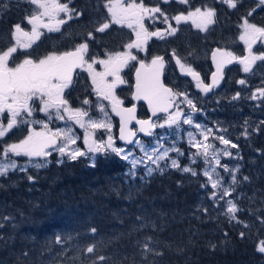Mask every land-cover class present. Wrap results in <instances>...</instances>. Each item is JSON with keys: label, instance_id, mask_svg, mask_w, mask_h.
<instances>
[{"label": "snow or ice", "instance_id": "snow-or-ice-1", "mask_svg": "<svg viewBox=\"0 0 264 264\" xmlns=\"http://www.w3.org/2000/svg\"><path fill=\"white\" fill-rule=\"evenodd\" d=\"M23 2L33 5L35 10L25 15L22 21L11 26L9 29V44L0 48V141L21 124L28 125V134L18 142L4 145L2 151L5 159L0 160V176L7 175L9 169L16 170L19 167L17 162L10 157H28L31 166L42 168L47 165V161L33 162L32 158L48 157L51 155L50 150L58 151L61 157L66 156L72 161L80 156H85L87 153L79 148L72 147L76 144V139L71 134V127L58 128L52 131L49 129V123L53 120L65 121L66 118L67 121H71L81 128L105 129L110 132L112 125L106 120L108 114L105 111V105L102 103V101H108L112 111L120 116V140L125 141L126 144L138 146L144 155L136 156L123 147H115L111 135L107 137L106 141L97 142L93 140L91 144L86 136L84 143L88 147V152L94 155L96 153L107 155L109 151L115 153L116 156L131 164L132 168L126 175L135 177L137 166L144 165L145 176L150 177L156 171L163 172L164 168L161 166V161L169 160L171 151H176L178 156H182L184 153L180 152L175 145L171 148H165L162 141L167 139L166 135L160 136L154 146L148 147L142 145L139 140L130 139L136 133L128 129V123L135 119L136 123L140 125L139 131L148 136L154 135L152 130L156 127L164 128L167 125L171 128L173 125H178L180 121L183 124L192 125L199 131L203 139H197L192 132L188 133L190 147L196 149L190 156V160L191 163L195 164L198 158H202L205 167L202 173H198L191 166L181 168L178 159L171 160V167L183 173H190L192 176L202 174L207 182L202 183L200 186L202 189L211 188L207 199L212 202L214 208L219 210V214L226 216L230 222L235 221L237 224H243L245 228L250 227L248 223L240 220L237 215L241 209L236 201L242 198V194L234 196V193H237V185L241 183L237 179L239 166L230 167L228 164L221 163V155L234 159L240 157L233 156V153L227 148L217 149L214 144L208 142L209 136L211 135L213 139H218L220 144L230 146V148H238V145L231 142L224 135H216L213 129H206L201 124L194 122L192 114L197 111L194 101L188 97L187 93L174 91L165 87L160 81V72L165 65L163 57L154 56L151 63L146 64L143 60H138V55L132 51L135 49L136 53L146 52V46L153 37L164 40L169 36H175L182 22L191 21L199 31H208L209 26L216 23L217 13L215 8L210 6L193 8L190 0H176L179 4L187 5L188 10L169 16L159 3L150 7L144 3V0H104L103 7L107 12V18L99 22L93 31L87 33L86 40L63 52H49L40 57H33L29 50L44 34L41 31L42 29L49 33L61 32V25L67 23V20L61 17V13L68 20L73 17L78 18L83 13L70 9L69 5L62 3L61 0H23ZM161 2L167 4L170 0H161ZM219 2L229 9H235L238 6V0H219ZM259 3L264 5V0H259ZM9 10L10 4L6 3L5 0H0V17ZM253 11L255 10L249 11L246 16L242 17V23L239 25L242 30L239 39L247 46L248 55L238 57L225 49H214L212 59L216 65V71L212 73L210 84H205L199 73L178 56L175 49L172 50L171 56L180 68L181 73L191 76L196 81V87L202 92L210 93L220 84L225 62L230 64L237 61L243 66L242 71L244 73L252 72L257 61L264 62V52L256 54L252 49V46L257 42L264 43V25H257L248 19L252 16ZM171 21H175L176 26H173ZM146 22L148 24L161 22L166 27L150 31L149 27L146 26ZM113 24L131 29L135 38L125 43L122 51L106 52V58L90 56L89 41L95 39L94 33H104ZM28 26H30V31L27 30ZM22 52L24 53L23 59L17 60ZM132 61H138L139 63L135 73L136 83L133 99L146 101L153 117L157 116V113H165L166 119L163 123H157L151 118L148 120L136 119L134 115L135 105L131 108H123V102L115 95L117 85L126 83L121 76V72ZM95 65H99L103 70L98 71ZM77 69L88 73L92 93L98 100L96 108L104 114L105 119L91 118L90 109L93 105L88 96L82 99L80 107H73L67 98L77 82L79 76ZM237 83L246 85L244 79L237 81ZM180 97H183L187 102L188 108L191 109L190 112H185L181 108ZM239 98V92L232 97L233 100ZM250 99L264 100V87L254 91ZM170 108L176 110L169 111ZM37 111L43 113L47 120L31 119ZM5 119L6 123H4ZM34 124H40L47 131H36L32 127ZM258 130L257 128L256 131ZM216 131L221 130L217 129ZM243 135L245 138L249 135L247 127H245ZM150 164H154L156 167L153 168L149 166ZM220 168L227 175H222L218 171ZM20 170L26 171V168H20ZM28 179L31 181L33 177L29 175ZM141 179H144V177H141ZM243 181L250 182V177L244 176ZM201 209L207 215L208 208L198 206L197 211ZM257 219L261 225H264V217L257 216ZM137 220H142V217H137ZM143 227L144 225H141L138 231L143 230ZM152 228L155 231L157 226L153 224ZM90 231L94 235L97 230L92 228ZM224 235L226 237L227 233L225 232ZM245 235L243 231L239 233L241 239H244ZM56 240L57 243H61L59 236ZM137 243L143 259H146L149 253L156 257L164 255L163 251L157 250L153 246L158 242L152 236H146L142 244L139 241ZM210 248L214 251L216 245L211 244ZM255 250L264 255V238L256 241ZM85 251L87 254H93L96 251V245L87 246ZM23 255L27 256V253ZM108 259L106 256L98 257L100 262ZM93 264H97V261H93ZM114 264H124V261L116 260Z\"/></svg>", "mask_w": 264, "mask_h": 264}, {"label": "trees", "instance_id": "trees-1", "mask_svg": "<svg viewBox=\"0 0 264 264\" xmlns=\"http://www.w3.org/2000/svg\"><path fill=\"white\" fill-rule=\"evenodd\" d=\"M84 1L94 6L81 10L98 26L102 22L99 17H105L101 8L104 0ZM214 1L190 0V4L193 8L214 7L224 30L234 26L243 11H234L223 3L216 5ZM144 3L150 7L159 3L169 16L184 10L174 0L169 4L161 0ZM16 15L14 9L13 16ZM113 31L118 29L111 28L106 33ZM126 33L129 40L131 31L127 29ZM214 39L216 46L223 47L225 41ZM176 42L182 48L192 46L188 34ZM167 47L168 44H160L157 53L163 54L161 51ZM148 53L156 52L150 48ZM258 112L264 116V101ZM261 128V134L246 148L251 150L245 154L249 166L239 165L237 179L241 183L234 193L242 194L236 201L241 209L237 215L250 227L230 222L219 214L207 199L211 188L200 186L207 182L202 174L183 173L171 168L167 160L161 161L162 173L156 171L148 177L143 167L137 166L133 177L126 175L132 166L108 152L98 155L93 165L87 158L79 157L30 168L22 175H8L0 180V264H114L116 260H123L124 264H264V255L255 250L256 241L264 238V225L257 219L264 217V125ZM183 153L177 158L181 168L189 164L188 154ZM189 166L202 173L200 158ZM29 175L33 180L29 181ZM244 176L250 177V182H244ZM198 206L207 207V215L202 209L197 211ZM153 224L157 226L155 231ZM141 225L143 230L138 231ZM92 228L97 230L94 235ZM242 231L246 234L244 239L239 236ZM58 236L61 243H57ZM146 236L158 242L153 246L163 251V256L149 253L146 259L141 257L137 242L142 244ZM91 244L96 245V251L87 254L85 250ZM211 244L216 245L214 251ZM99 256L109 259L100 262Z\"/></svg>", "mask_w": 264, "mask_h": 264}, {"label": "flooded vegetation", "instance_id": "flooded-vegetation-1", "mask_svg": "<svg viewBox=\"0 0 264 264\" xmlns=\"http://www.w3.org/2000/svg\"><path fill=\"white\" fill-rule=\"evenodd\" d=\"M249 1L250 2L246 4L241 0H238L237 8L232 10H240L243 11V13L240 14L238 22L234 26H228L226 30H224L218 23L217 15L216 23L209 26V29L206 32L199 31L190 23L186 24L185 22H182L179 25V31L175 36H169L164 40L153 37L149 40L148 45L146 46V52L136 53L135 49L132 50L134 54L138 55V60H143L146 64H149L154 56L159 55L163 57L165 60L162 73L163 84L174 91L187 93L188 97L194 101L197 108V111L192 114L194 122L202 124V126L206 129H213L216 135H224L231 142L238 145V148H230V146L220 144L218 139H213L211 135L209 136L208 142L214 144L217 149L227 148L233 153V156L240 157L234 159L221 155V163L228 164L230 167H236L240 164H248V156H245V154H248L251 150L248 151L246 148L252 146L254 137L261 134L262 132L261 125H264V116H262L259 112L256 113V110H259L260 104L264 100H252L250 97L254 91L264 87V62L257 61L256 65L253 66L252 72L244 73L242 71L243 66L237 61H233L230 65L223 69L220 84L212 92L204 93L196 87V81L193 80L191 76L181 73L180 68L176 65L175 60L171 56V52L173 49H175L178 56L184 59L188 65H190L197 73H199L201 80L205 84H210L212 82L213 73L210 55L213 49H225L226 51H230L238 57L248 55L246 51L247 46L239 39L242 31L239 27V25L242 23L241 18L246 16L249 11L254 9L255 11H253L252 16L248 17V19L250 22L257 25H264V5H261L259 0ZM5 2L10 4V10L7 11L5 15L0 17V48L6 47L9 44V29L11 26L14 23L22 21L25 15L34 11L31 8V4L24 3L23 0H5ZM61 2L67 3L70 9L82 12L83 15L78 18L73 17L72 19L68 20L67 17L61 13V17L66 19L67 23L61 25V32L49 33L42 29L41 31L44 32V34L36 42L33 48L29 50L33 57H40L49 52H63L69 50L76 44L86 40L87 33L94 30L96 21L94 18L87 19L88 16H85L84 12L81 10L83 7H93L94 5L92 2L84 0H61ZM174 2L177 3L176 0H174ZM103 3L104 1L101 4V8L105 12V17H99L100 21H104L107 18V12L103 7ZM214 3L218 5L220 2L219 0H216ZM180 5L184 8L183 11L186 12L188 10L186 9L187 5ZM14 9L17 11L16 16H13ZM8 13L10 16H7ZM171 23L173 26H176L175 21H171ZM149 27L151 31H155L157 28L164 29L166 25L161 22H157L155 24H149ZM111 28L118 29V31L106 33V31ZM109 29L104 33H94L95 39L89 41L90 56L106 58V52L122 51L123 45L135 38L132 31L129 29L131 31L129 34L130 39H127L126 30L128 28L125 26L113 24ZM27 30L30 31V26L27 27ZM187 34L191 36L192 46L189 45L186 47V49L182 48L180 44H177L176 40L180 41L181 38H183V36L186 37ZM214 38L218 39L216 40L218 42L225 41L223 43V47L216 46L213 43L215 40ZM204 40H208V42L205 44L202 43L201 41ZM160 44H168L167 49L161 51L163 54L157 53L160 49ZM150 48L154 49L156 52L154 55H150L148 53ZM252 49L256 54L264 52V43L257 42L252 46ZM23 57L24 53L22 52L17 57V60L23 59ZM138 64V61H132L130 62L129 66L122 70L121 76L126 81V83L117 85L115 89V95L123 102V108H131L133 105H135L136 111L134 115L136 119L147 120L149 118V114L144 104L135 102L132 98L134 73ZM95 67L98 71L103 70L99 65H95ZM77 72L79 73L77 82L75 83L70 95L67 98L73 107H80L82 99L85 96H88L92 100L93 105L90 109L91 118L105 119L104 114L99 112L96 108L98 100L97 97L92 93V87L88 73L86 71H81L80 69H77ZM241 79L246 81V85H240L237 83V81ZM237 92L240 93V98L233 100L232 97L235 96ZM102 103L105 105V111L108 114L106 120L112 125L110 132L105 129L94 130L91 128H81L79 125H76L71 121H67L66 118L65 121L53 120L49 123V129L55 131L58 128L66 129L67 127H71V134L76 139V144L72 145V147L79 148L80 150L88 148L84 143L86 136L90 141L95 140L99 142L106 141L107 137L111 135L113 137L115 147H123L126 150L138 152L136 145H125L121 143L119 138V119L114 115V112L112 111L111 105L108 101H102ZM179 103L185 112L191 111L183 97L179 98ZM175 110L176 109L174 108L172 109V111ZM31 119L46 121L47 117L43 113H39L37 111L34 113V116ZM165 119L166 115H159L152 118V120L157 123H163ZM4 123H6V119L4 120ZM180 124L181 123L178 122V125H173L171 128H169L167 125H165L164 128L156 127L155 131L153 132L154 135L148 136L146 138L138 135L139 126L135 119L131 120L127 127L136 133L133 140H139L141 144L152 145L160 136L166 135L167 139L165 140V143L171 144L173 146L175 144L174 141L177 138L180 142L175 146L181 147L182 149L180 150L183 152L186 151L190 160V155L195 149L190 147L188 142L185 140V137L189 133V127L185 126L184 124ZM32 127H34L36 131H47L43 129L40 124H34ZM245 127H247V131L249 133L247 138H245L243 135ZM257 128L259 129L258 131H256ZM217 129L221 131H216ZM86 130L90 131V134L93 136V138H89L88 134H84V131ZM27 134L28 125L26 124H21L8 133L6 137L0 141V160L5 159L2 150L6 143L18 142ZM198 139L202 140L203 138L200 136ZM50 151L51 155L48 157H33L32 161L36 162L46 160L47 165L52 163L61 164L64 161H70L66 156L61 157V154L58 151ZM85 152L88 151L86 150ZM173 153L175 155V151ZM250 156H252V153ZM10 158L14 159L19 167L16 170L9 169L7 175L0 176V180L8 175L18 176L24 174L30 168H36L29 164L28 157L20 156ZM200 162L201 165L204 166L202 159H200ZM20 168H26V171H21Z\"/></svg>", "mask_w": 264, "mask_h": 264}, {"label": "rangeland", "instance_id": "rangeland-1", "mask_svg": "<svg viewBox=\"0 0 264 264\" xmlns=\"http://www.w3.org/2000/svg\"><path fill=\"white\" fill-rule=\"evenodd\" d=\"M31 8L33 9V10H35V8H34V6L33 5H31ZM187 23H190V24H192V22L191 21H188V22H186V24ZM193 25V24H192ZM121 26V25H120ZM146 26L147 27H149V24L148 23H146ZM126 27V26H125ZM129 29V28H128ZM131 30V29H130ZM149 30H150V27H149ZM132 31V30H131ZM151 31V30H150ZM181 108H182V106H181ZM183 109V108H182ZM101 119H104V118H101ZM194 119V118H193ZM180 123L181 124H183V122L182 121H180ZM196 123V122H195ZM180 124V125H181ZM185 126H188L189 127V132H192L196 137H197V139H198V137H200L201 135H200V133H199V131L198 130H196L195 128H194V126H192V125H186V124H184ZM202 125V124H201ZM84 134H88V136H89V138H93V136L90 134V131H88V130H86V131H84ZM178 136V135H177ZM202 137V136H201ZM203 138V137H202ZM185 140L188 142V145H190L189 144V135H187L186 137H185ZM156 141H157V139H156ZM156 141L152 144V145H146V144H142V145H144V146H146V147H148V146H154L155 144H156ZM170 142V141H169ZM179 140L176 138V140L174 141V145H178L179 144ZM162 143H163V146L165 147V148H171L172 147V145L171 144H166L165 143V141H162ZM176 147V146H175ZM136 148H137V150H138V152H135V151H131L132 153H134L136 156H143L144 155V153L143 152H141V150H140V148L138 147V146H136ZM87 151H88V148H85ZM82 150V151H86V150ZM126 151H129V150H126ZM196 151V149L192 152V153H194ZM110 152V151H109ZM174 151H171L170 153H169V155L171 154V153H173ZM181 152V151H180ZM85 153H87L85 156H83V157H86L88 160H89V163L91 164V165H93L94 164V162H95V160H96V158H97V155H99V154H103V153H96L95 155L94 154H92V153H90V152H85ZM192 153H191V155H192ZM190 155V156H191ZM81 157V156H80ZM178 158V153L176 152L175 153V155H173L171 158H170V160L168 161V164H169V166L171 167V160L172 159H177ZM202 159V158H201ZM188 160H189V157H188ZM203 160V159H202ZM125 162H127V163H129L128 161H126V160H124ZM130 164V163H129ZM193 163H191V160H189V164H188V166L189 165H192ZM131 165V164H130ZM138 166H142L143 167V170H144V172H145V167H144V165H138ZM149 166H151V167H153V166H156V165H154V164H150ZM204 167H205V165H204ZM204 167H202V171H203V169H204ZM154 168V167H153ZM172 168V167H171ZM218 171L222 174L223 173V169L222 168H220V169H218ZM229 179H230V177H229Z\"/></svg>", "mask_w": 264, "mask_h": 264}, {"label": "water", "instance_id": "water-1", "mask_svg": "<svg viewBox=\"0 0 264 264\" xmlns=\"http://www.w3.org/2000/svg\"><path fill=\"white\" fill-rule=\"evenodd\" d=\"M215 49H217V48H215ZM214 50V49H213ZM213 52V51H212ZM218 59H219V56H218ZM227 59V58H226ZM210 60H211V63H212V66H213V72H215L216 71V65L214 64V62H213V59H212V53H211V55H210ZM150 63H151V61H150ZM149 63V64H150ZM231 64V63H230ZM230 64H228V63H226L225 62V67L226 66H228V65H230ZM139 67V64H138V66H137V68ZM224 67V68H225ZM135 73H136V70H135ZM135 73H134V86H133V92H132V98H133V93L135 92V83H136V76H135ZM162 73H163V70H161V72H160V81H161V83H163V81H162ZM165 86V85H164ZM166 87V86H165ZM135 102H140V103H142V104H144V106L146 107V109H147V112H148V114H149V118L148 119H152L153 118V116H152V112H151V110L149 109V107H148V104H147V102L146 101H144V100H135V99H133ZM172 109L173 108H170L169 109V111H172ZM114 115L119 119V124H120V127H119V129L121 128V120H120V116H118L115 112H114ZM159 115H166L165 113H157V116H159ZM156 117V116H155ZM147 119V120H148ZM139 126V128H140V125H138ZM153 132L155 131V129H153L152 130ZM121 134V133H120ZM138 135H141L142 137H144V138H146V137H148V135H145L143 132H140L139 130H138ZM120 137V136H119ZM130 139H134V137H130ZM89 143L91 144L92 143V141H90L89 140ZM121 143H123V144H125V145H129V144H126V142L125 141H122L121 140Z\"/></svg>", "mask_w": 264, "mask_h": 264}, {"label": "bare ground", "instance_id": "bare-ground-1", "mask_svg": "<svg viewBox=\"0 0 264 264\" xmlns=\"http://www.w3.org/2000/svg\"><path fill=\"white\" fill-rule=\"evenodd\" d=\"M264 139V138H263ZM248 166H249V164H248Z\"/></svg>", "mask_w": 264, "mask_h": 264}]
</instances>
